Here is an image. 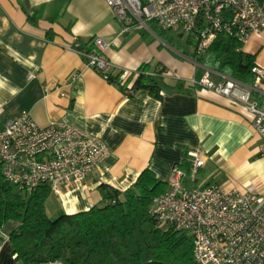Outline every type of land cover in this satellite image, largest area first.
I'll return each mask as SVG.
<instances>
[{
	"label": "crops",
	"instance_id": "0c3cea01",
	"mask_svg": "<svg viewBox=\"0 0 264 264\" xmlns=\"http://www.w3.org/2000/svg\"><path fill=\"white\" fill-rule=\"evenodd\" d=\"M37 11L34 24L28 16ZM119 31L104 0H0L1 118L28 112L41 127L71 124L100 137L110 151L83 182L58 195L50 192L47 215L55 218L99 205L101 184L125 190L145 168L164 182L175 164L189 173L190 151L200 153L204 165L194 181L183 180L185 186L264 189V158L252 115L242 104L193 84L201 76L196 77L199 65L189 57L194 48L184 55L152 30ZM98 36L108 44L103 56L113 65L112 75L136 71L142 64L151 71L166 68L157 79L162 99L144 89L127 93L133 78L125 87L116 86L86 65L81 48H69L74 43L88 48ZM242 51L254 54L255 64L264 69V32L253 34ZM211 78L220 76L212 72ZM178 82L183 89L175 87ZM251 97L264 108V94L252 91ZM17 226L9 221L0 230V264H23L9 242Z\"/></svg>",
	"mask_w": 264,
	"mask_h": 264
},
{
	"label": "built area",
	"instance_id": "2783aa9c",
	"mask_svg": "<svg viewBox=\"0 0 264 264\" xmlns=\"http://www.w3.org/2000/svg\"><path fill=\"white\" fill-rule=\"evenodd\" d=\"M120 25V35L150 30L154 22L161 30L173 31L196 40L194 51L201 54L218 35L248 42L253 34L264 32V0H104ZM78 43L69 48L77 49ZM107 43L101 37L91 40L81 51L86 65L108 81L113 65L104 56ZM120 84L137 71L119 70ZM158 72V73H156ZM204 68L193 84L240 103L252 115V125L260 137L259 155L264 158V108L253 100L252 91L264 94V69L254 64L255 80L247 85L217 73L213 80ZM161 66L150 72L165 75ZM31 76H28L30 78ZM52 87L58 89L53 83ZM127 93H132L130 83ZM62 95V94H61ZM110 151L103 140L83 129L53 123L39 126L28 112L12 118L0 116V164L6 182L19 191L32 192L46 185L58 195L63 188L83 182ZM189 173L181 164L171 168L167 189L150 208L161 226L187 232L192 239L195 264H264V189L248 185L243 189L211 183L187 187L204 165L196 151L188 152ZM48 264H59L50 262Z\"/></svg>",
	"mask_w": 264,
	"mask_h": 264
},
{
	"label": "trees",
	"instance_id": "16d2710c",
	"mask_svg": "<svg viewBox=\"0 0 264 264\" xmlns=\"http://www.w3.org/2000/svg\"><path fill=\"white\" fill-rule=\"evenodd\" d=\"M38 13L28 16V20L36 24ZM149 27L165 43L182 52L154 22ZM188 42L195 48L194 38L188 37ZM90 47L91 44L88 48L78 45V50L85 52ZM242 47L243 43L236 38L218 35L203 53L194 51L189 55L199 65L196 77L203 73L204 67L252 85L255 55L243 52ZM136 71L137 75H130L121 84L120 72L110 74L108 82L125 87L131 77L132 90L144 89L161 100L159 76L149 74L153 71L148 64H142ZM175 87L183 89L184 85L178 82ZM167 187V181L157 179L152 170L145 168L125 190L101 184L99 205L50 218L45 209L50 195L48 186H39L29 193L19 191L4 180L0 164V230L9 221L18 223L9 234V242L23 264H195L191 236L171 226H161L150 213L155 199Z\"/></svg>",
	"mask_w": 264,
	"mask_h": 264
},
{
	"label": "rangeland",
	"instance_id": "374dc122",
	"mask_svg": "<svg viewBox=\"0 0 264 264\" xmlns=\"http://www.w3.org/2000/svg\"><path fill=\"white\" fill-rule=\"evenodd\" d=\"M164 34L167 36V38H170V40H172L173 45L180 47V51L188 54L193 51V46L188 42V37L186 35H179L178 33L169 30L165 31Z\"/></svg>",
	"mask_w": 264,
	"mask_h": 264
}]
</instances>
